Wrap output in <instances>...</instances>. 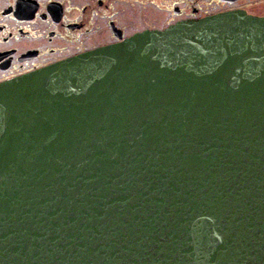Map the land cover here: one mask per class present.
<instances>
[{
  "label": "water",
  "instance_id": "obj_1",
  "mask_svg": "<svg viewBox=\"0 0 264 264\" xmlns=\"http://www.w3.org/2000/svg\"><path fill=\"white\" fill-rule=\"evenodd\" d=\"M0 264H264V17L0 82Z\"/></svg>",
  "mask_w": 264,
  "mask_h": 264
},
{
  "label": "flooded vegetation",
  "instance_id": "obj_2",
  "mask_svg": "<svg viewBox=\"0 0 264 264\" xmlns=\"http://www.w3.org/2000/svg\"><path fill=\"white\" fill-rule=\"evenodd\" d=\"M233 12L264 17V0H0V82L136 32Z\"/></svg>",
  "mask_w": 264,
  "mask_h": 264
},
{
  "label": "rangeland",
  "instance_id": "obj_3",
  "mask_svg": "<svg viewBox=\"0 0 264 264\" xmlns=\"http://www.w3.org/2000/svg\"><path fill=\"white\" fill-rule=\"evenodd\" d=\"M140 15V14H139ZM140 23V22H139Z\"/></svg>",
  "mask_w": 264,
  "mask_h": 264
}]
</instances>
